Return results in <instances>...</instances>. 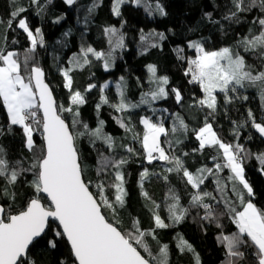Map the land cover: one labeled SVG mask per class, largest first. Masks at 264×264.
<instances>
[{
    "label": "snow or ice",
    "instance_id": "snow-or-ice-1",
    "mask_svg": "<svg viewBox=\"0 0 264 264\" xmlns=\"http://www.w3.org/2000/svg\"><path fill=\"white\" fill-rule=\"evenodd\" d=\"M102 2L93 0L87 8L88 13H94ZM12 3L15 7L9 18H0V26L4 29L0 32V101L6 109V123L0 125V137L13 133L18 127L23 134L24 148L30 155L10 160L6 147L0 144V264H42L33 258L32 250L42 242L48 249H56L58 241L66 242L68 247L67 258L58 264H171L169 246L160 243L158 230L175 227L188 219L199 220L203 231H206L205 225H215L220 230L217 239L224 247V264H242L249 258L250 264H264V208L253 202L255 192L245 176V161L249 158L258 160L260 171L264 173V152L254 154L238 142H225L211 122L221 107L226 108L236 100H248L247 95L240 93L247 87L259 90L264 105V0H226L225 12L220 19H214L211 12L204 14L211 24L219 25L222 32L221 20L229 25L241 24L248 15L252 16L249 21L252 27L237 36L235 47L212 49L207 46V39L199 38L187 43L193 56H185L183 48L176 50L178 59L187 64L184 75L189 77L188 82L197 85L202 93L200 98H194V106L206 110L202 126L191 129L199 142V147L193 151L208 149L213 152L212 167L204 164L193 172L183 160L189 153H174V143H183L181 137L190 130L179 113L170 114L173 119L171 128L165 126L162 116L153 120L159 110L152 105L168 99L169 92L178 105L184 101L179 89L167 88L169 78L158 75L155 65L147 66L149 87L147 91H141L138 101L128 99L124 77L115 84L119 97L115 103L103 94L112 82L100 86L97 113L103 105H108L120 114L114 117L116 123L126 134H131V141H139L147 163L164 162L169 165L165 169L168 174L180 176L193 190L188 193V205L184 206L180 194L171 187L168 175L151 173L144 168L139 173L138 186L143 198L151 205L153 226L145 229L138 218H133L128 230L121 227L119 220L128 196L125 167L132 156L141 153L131 143L117 144L116 139L104 131L105 121L98 120L97 126L92 128L80 118V107L87 103L86 94L97 85L89 83L81 92L74 88L72 75L76 70L90 67L93 59L100 61L104 70L109 71L115 65L117 51L125 48L124 34L115 26L105 27L103 32L109 44L107 52L82 46L78 54H73L67 67L58 68L63 87L68 92L69 103L65 106L58 103L44 68L32 55L37 45L44 43L41 29L33 31L28 18L23 16L28 7L18 0H12ZM64 3L72 6L77 0H64ZM33 5L38 9L37 14L44 9L41 0H29V6ZM124 5L143 8L149 15H168L161 0H113L112 14L122 17ZM61 19L63 17L54 22L59 23ZM17 29L22 30L31 42L23 58L8 48L7 31ZM150 35L166 39L163 33ZM146 39L141 35L142 41ZM149 46L159 45L152 43ZM237 49L254 54L261 61L260 70L248 64ZM137 82L138 87L143 88L139 78ZM145 106L151 109L152 115L139 116L138 123L143 126L141 135L135 131L131 113ZM163 111L167 112V109ZM125 113L129 114L127 118L123 115ZM231 123L237 141L240 129L247 127L264 137V121H258L251 109L245 121ZM37 135L40 144L34 139ZM169 136H176V140L167 139ZM81 140H87L96 150L95 182L87 175L88 166L79 147ZM98 143L104 151L96 147ZM118 149L125 155L117 156ZM225 170L229 173L227 176L222 175ZM28 175L31 180L27 179ZM151 175H158L169 184L163 202L166 212L163 217L161 204L144 190L145 181ZM209 177L215 178L212 191L205 188ZM20 184H26L32 191L23 207L17 208L15 202ZM193 209L196 210L195 216L192 215ZM225 218L235 225L234 232L223 231ZM149 240L157 244L155 253ZM176 248L180 254H191L193 264H202L199 253L179 234Z\"/></svg>",
    "mask_w": 264,
    "mask_h": 264
},
{
    "label": "trees",
    "instance_id": "trees-1",
    "mask_svg": "<svg viewBox=\"0 0 264 264\" xmlns=\"http://www.w3.org/2000/svg\"><path fill=\"white\" fill-rule=\"evenodd\" d=\"M92 2L93 0H77L76 4L68 6L64 0H51L50 3L48 0H41L44 9L37 14L38 9L34 5L29 6V0H18V3L28 7V11L23 13V16L28 18L30 27L33 31L40 28L43 34V45L38 44L32 55L36 62L44 68L47 81L53 87L58 103L65 106L69 103L68 92L63 87V78L59 74L58 68L67 67L68 61L73 54L80 52L82 46H91L98 51L107 52L109 44L103 32L105 27L115 26L124 34L125 48L117 51L115 65L109 71L104 70L100 61L93 59L90 67H86L83 71L76 70L72 75L74 88L81 92H84L89 83L97 85V88L86 94L87 103L80 107V118L92 128L97 126L98 120L105 121L104 131L112 135L117 144L121 142L131 143L141 153L139 156H132L125 167L128 196L126 206L119 214V220L121 227L128 230L132 219L138 218L141 226L147 229L153 226L149 211L151 205L143 198L142 190L138 186L139 173L144 168H148L151 173L168 175L171 187L180 194L181 203L184 206L188 205V193L193 190L184 184L180 176L168 174L165 169L169 165L164 162L147 163L143 158V150L139 141H131V134H126L124 129L116 123L114 117L120 114L108 105H103L97 113L96 105L101 98L100 86L107 81L112 82L103 94L108 97L110 102L115 103L119 99L115 84L119 82L120 77H124L127 82L128 99L134 102L138 101L141 91H147L149 87L147 78L150 73L147 66L155 65L158 69V75L169 78L170 82L167 88L169 90L172 88L179 89L184 96V101L178 105L169 92L168 99L159 100L152 105L153 108L159 110L153 116V120L155 121L162 116L165 126L171 128L173 119L170 118V114L179 113L189 125L190 130L181 137L183 143L178 145L174 143V153L181 155L183 152H188L189 155L183 157V160L187 168L193 172L204 164L212 167L211 156L214 154L213 152L208 149L203 152L193 151L199 147V142L191 129L202 126L206 110L194 106V98H200L202 93L197 85L188 82L189 77L184 75L187 64L184 60L178 59L176 50L183 48L185 56H193V51L187 47V43L189 40L199 38L207 39V46L212 49L222 46L235 47L237 36L245 34L248 28L252 27L249 23L252 16L248 15L241 24L229 25L221 20L224 25L222 32L220 26L211 24L204 14L211 12L214 19H220L225 12L226 0H161L168 12L166 17H161L158 14L149 15L143 8L124 5L121 9L122 17L120 18L115 17L111 12L113 0H103L96 11L90 15L87 8ZM14 7L12 0H0V18L7 20ZM59 17H63V19L59 23H55L54 21ZM15 27L16 25L13 24L14 29ZM3 31V26H0V32ZM152 33H163L166 39L160 40L158 36L150 35ZM141 35L147 39L142 41ZM7 36L9 50L17 51L23 58V55L31 47L27 35L22 30L17 29L14 32L7 31ZM12 41H17V43H12ZM152 43L159 46L150 47L149 45ZM237 50L245 56L248 64L253 65L256 70H260L261 61L254 54L244 53L241 49ZM137 78H139V83L143 84V88L138 87ZM240 93L247 95L248 100H236L233 104L227 105L226 108L221 107L211 122L218 135L225 142H238L254 154L262 153L264 152V137H261L251 127L241 128L239 140L234 139V125L231 121H245L249 109L252 110L258 121H264V105H262L259 90L254 87H247L241 89ZM220 101L222 104V96H220ZM164 109H167V112H164ZM123 115L127 118L129 114ZM141 115H152L151 109L145 106L131 113L135 131L142 135L143 126L138 123ZM5 123L6 109L0 101V125ZM34 139H36L37 144L41 143L39 135ZM161 139L164 140L165 138L162 137ZM167 139L175 141L176 136H169ZM0 144L6 147L10 160L20 157L28 158L30 155L24 148L23 134L18 127L13 129V133L0 137ZM79 147L88 166L87 175L95 182L97 179L95 175L96 150L89 145L87 140H81ZM96 147L104 151L99 143ZM106 154L109 153L106 152ZM116 155H125V153L118 149ZM228 174L227 170L222 173L223 176ZM245 176L255 192L253 202L257 207L264 208V173L260 171L258 160L249 158L245 161ZM27 179L31 180V175H28ZM168 188L169 184L158 175H151L144 184V190L148 191L153 200L161 204L160 214L162 217L166 215L163 202H165V197L168 194ZM205 188L207 191H212L215 188L214 177H209L205 181ZM31 191L26 184L17 186L18 195L15 202L17 208L23 207L24 202L31 195ZM195 214L196 210L193 209L192 215L195 216ZM223 223L225 233L236 230L235 225L227 218L224 219ZM205 228L206 231L201 229L199 220L193 222L188 219L175 227L158 230L160 243L169 246L171 264H193L191 254L178 252L176 248L178 234L195 248L202 264H224L226 259L224 247L217 239L220 230L215 225H205ZM149 244L155 253L157 250L156 242L149 240ZM32 256L40 260L42 264H58L61 259L67 258L68 247L66 242L58 241L56 249H48L46 243L42 242L32 250ZM250 261L251 258L242 264H250Z\"/></svg>",
    "mask_w": 264,
    "mask_h": 264
},
{
    "label": "water",
    "instance_id": "water-1",
    "mask_svg": "<svg viewBox=\"0 0 264 264\" xmlns=\"http://www.w3.org/2000/svg\"><path fill=\"white\" fill-rule=\"evenodd\" d=\"M41 115H42V113H41Z\"/></svg>",
    "mask_w": 264,
    "mask_h": 264
}]
</instances>
